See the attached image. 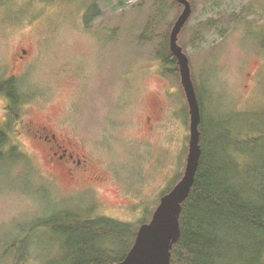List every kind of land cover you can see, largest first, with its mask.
<instances>
[{
    "label": "rangeland",
    "instance_id": "rangeland-1",
    "mask_svg": "<svg viewBox=\"0 0 264 264\" xmlns=\"http://www.w3.org/2000/svg\"><path fill=\"white\" fill-rule=\"evenodd\" d=\"M190 2L178 42L190 59L208 131L214 136L222 128L249 141L241 157L254 155L260 163L264 0ZM182 10L177 0H0V82L12 81L18 97L15 103L0 91V121L7 124L0 147V264L19 263L20 255L23 264H67L64 235L35 227L54 215L104 216L138 231L181 179L189 104L180 71L163 64L157 51L164 41L169 45ZM29 121L84 143L89 172L77 182L66 178L27 129ZM109 248L123 255L127 244L111 240ZM236 256L232 263L240 264Z\"/></svg>",
    "mask_w": 264,
    "mask_h": 264
},
{
    "label": "trees",
    "instance_id": "trees-1",
    "mask_svg": "<svg viewBox=\"0 0 264 264\" xmlns=\"http://www.w3.org/2000/svg\"><path fill=\"white\" fill-rule=\"evenodd\" d=\"M140 38H147L146 33ZM157 55L163 64L179 72L177 58L167 42L159 46ZM16 87L12 81L0 82V91H6L15 103ZM209 128L210 124L202 117V156L195 183L182 204L181 235L171 250L172 264H233L236 255L240 264H261L264 158L255 163L253 155L244 161L241 154L247 151L244 144L249 141L234 139L231 131L222 128L213 136ZM6 141L7 135L0 132V147ZM253 151L249 149L250 154ZM48 226L64 235V244L70 249L67 264H116L131 249L138 232L132 231L129 224L109 217L80 219L69 213L39 220L35 225ZM111 240L127 244L123 255L109 248ZM23 257L20 255L21 262L15 264H23Z\"/></svg>",
    "mask_w": 264,
    "mask_h": 264
},
{
    "label": "water",
    "instance_id": "water-1",
    "mask_svg": "<svg viewBox=\"0 0 264 264\" xmlns=\"http://www.w3.org/2000/svg\"><path fill=\"white\" fill-rule=\"evenodd\" d=\"M177 1L182 4L183 10L171 30L169 46L177 58L181 82L189 104L191 122L187 164L181 179L161 197L151 220L139 227L133 246L116 264H172L171 250L181 235L182 204L190 195L202 156L201 106L192 78L190 59L178 42L179 34L191 17L193 7L190 0Z\"/></svg>",
    "mask_w": 264,
    "mask_h": 264
},
{
    "label": "flooded vegetation",
    "instance_id": "flooded-vegetation-1",
    "mask_svg": "<svg viewBox=\"0 0 264 264\" xmlns=\"http://www.w3.org/2000/svg\"><path fill=\"white\" fill-rule=\"evenodd\" d=\"M27 49L22 48V53L17 54V60L22 62ZM6 93V91H4ZM160 111V107L158 108ZM148 121L151 117H148ZM157 125L159 122H156ZM6 122L0 121V132H4ZM27 129L34 134L45 146L50 160L55 163L70 181L77 182L82 175L89 172L90 157L85 153L83 144L76 142L71 135L57 131L49 123H33L29 121Z\"/></svg>",
    "mask_w": 264,
    "mask_h": 264
}]
</instances>
